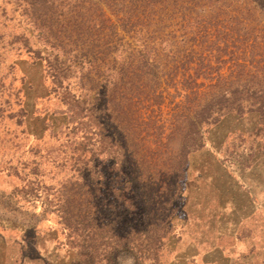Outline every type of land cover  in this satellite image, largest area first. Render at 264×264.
<instances>
[{
	"label": "rangeland",
	"instance_id": "obj_1",
	"mask_svg": "<svg viewBox=\"0 0 264 264\" xmlns=\"http://www.w3.org/2000/svg\"><path fill=\"white\" fill-rule=\"evenodd\" d=\"M26 3L0 0V264H264V123L258 115L230 112L202 124L175 181L171 171L184 139L171 130L167 97L146 112L150 118L122 126V142L138 160L133 169L140 175L124 183L111 149L96 151L94 125L84 126L79 147L67 135V107L51 91L43 63L27 50L39 48L41 24L23 12ZM107 3L92 8L115 21ZM48 7L53 18L62 15L52 22L61 23L90 5L53 0ZM210 11L200 18L229 20L224 9ZM52 25L58 32L62 24ZM222 26L211 39V71L238 74L231 43L227 50L222 44L229 39ZM258 26L264 35V22ZM168 93L176 94L172 88ZM158 136L162 144L153 147ZM136 137L151 148H133ZM63 199L79 216L77 227L63 226Z\"/></svg>",
	"mask_w": 264,
	"mask_h": 264
},
{
	"label": "trees",
	"instance_id": "obj_2",
	"mask_svg": "<svg viewBox=\"0 0 264 264\" xmlns=\"http://www.w3.org/2000/svg\"><path fill=\"white\" fill-rule=\"evenodd\" d=\"M26 1L23 12L32 15L33 24H41V30L35 29L39 48L27 50L43 63L51 91L67 107V135L79 147L85 144L84 126L94 125L96 151L111 149L124 183H135L140 175L133 169L138 160L122 142L126 136L122 126L130 120L150 118L144 117L146 112L161 106L167 97L173 104L171 130L183 133L184 139L171 171L175 181L185 165L181 159L199 137L202 124L215 123L230 112L238 117L257 114L264 123V35L258 28L264 22V0H108L106 7L115 21L105 17L101 7L92 8L100 0H86L90 8L85 13L82 8L73 10L61 23L52 22L62 16L53 18L48 10L53 0ZM216 8L224 9L223 15L230 14L229 20L202 16L201 21L202 11ZM203 23L216 26L207 31L201 27ZM52 24L62 25L53 32ZM218 24H227L222 31L229 39L222 44L227 50L231 43V67L238 74L211 71L215 44L211 39L219 34ZM223 87L226 90H221ZM168 88L176 94H169ZM179 97L181 101L174 104ZM162 140L158 136L153 147ZM131 142L133 148H151L143 147L146 140L142 138ZM77 155L79 160L81 154ZM127 164L130 168H124ZM61 201L58 210L63 226L70 228L74 223L77 227L81 220L68 209L71 202Z\"/></svg>",
	"mask_w": 264,
	"mask_h": 264
},
{
	"label": "crops",
	"instance_id": "obj_3",
	"mask_svg": "<svg viewBox=\"0 0 264 264\" xmlns=\"http://www.w3.org/2000/svg\"><path fill=\"white\" fill-rule=\"evenodd\" d=\"M26 261H27V260L23 261V264H24ZM40 262H43V259H42Z\"/></svg>",
	"mask_w": 264,
	"mask_h": 264
}]
</instances>
